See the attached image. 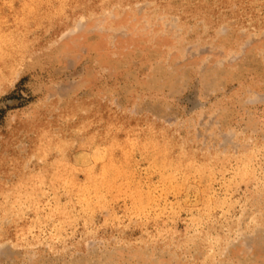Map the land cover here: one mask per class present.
Wrapping results in <instances>:
<instances>
[{
	"label": "rangeland",
	"instance_id": "obj_1",
	"mask_svg": "<svg viewBox=\"0 0 264 264\" xmlns=\"http://www.w3.org/2000/svg\"><path fill=\"white\" fill-rule=\"evenodd\" d=\"M0 40V264H264V0H0Z\"/></svg>",
	"mask_w": 264,
	"mask_h": 264
},
{
	"label": "bare ground",
	"instance_id": "obj_2",
	"mask_svg": "<svg viewBox=\"0 0 264 264\" xmlns=\"http://www.w3.org/2000/svg\"><path fill=\"white\" fill-rule=\"evenodd\" d=\"M26 3H27V2H26ZM31 4H32V3H31ZM4 35H5V34H4ZM9 35H10V34H9ZM12 35H13V34H12ZM12 35H11V36H12ZM7 36H8V34H7ZM8 39H9V38H8ZM8 39H7V40H8ZM10 40H11V39H10ZM0 41H1V40H0ZM15 41H16V40H15ZM15 41H14V42H15ZM21 43H22V42H21ZM13 44H14V43H13ZM16 44H17V43H16ZM3 45H4V44H3ZM1 46H2V45H1ZM17 47H18V46H17ZM2 48H3V47H2ZM14 48H15V47H14ZM10 49H11V48H10ZM0 50H1V49H0ZM4 50H5V49H4ZM12 52H13V49H12ZM6 53H7V51H6ZM10 54H11V53H10ZM6 56H7V55H6ZM109 125H110V124H109ZM151 138H152V136H151ZM128 139H129V138H128ZM128 139H127V140H128ZM149 139H150V138H149ZM152 140H153V138H152ZM122 142H123V141H122ZM112 144H113V143H112ZM115 144H116V143H115ZM120 144H122V143H120ZM156 144H157V143H155V144H153V145L156 146ZM116 145H117V144H116ZM116 145H115V146H116ZM151 145H152V144H151ZM153 145H152V146H153ZM117 146H118V145H117ZM120 146H121V145H120ZM124 146H125V145H124ZM127 146H128V145H127ZM127 146H126V147H127ZM129 147H130V146H129ZM156 147H157V146H156ZM114 149H115V148H114ZM128 149H129V148H128ZM128 149H127V150H128ZM111 152H112V151H111ZM123 153H124V152H123ZM126 153H127V151H126ZM126 153H125V154H126ZM127 154H128V153H127ZM163 154H164V153H163ZM165 154H166V152H165ZM161 156H162V155H161ZM167 158H168V157H167ZM114 160H115V159H114ZM114 165H115V164H114ZM112 169H113V168H112ZM108 179H110V178H108Z\"/></svg>",
	"mask_w": 264,
	"mask_h": 264
}]
</instances>
